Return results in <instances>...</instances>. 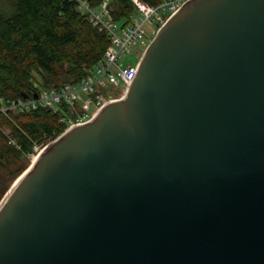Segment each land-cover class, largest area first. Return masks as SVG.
Listing matches in <instances>:
<instances>
[{
	"label": "water",
	"instance_id": "water-1",
	"mask_svg": "<svg viewBox=\"0 0 264 264\" xmlns=\"http://www.w3.org/2000/svg\"><path fill=\"white\" fill-rule=\"evenodd\" d=\"M0 264H264V0L172 14L4 194Z\"/></svg>",
	"mask_w": 264,
	"mask_h": 264
},
{
	"label": "trees",
	"instance_id": "trees-1",
	"mask_svg": "<svg viewBox=\"0 0 264 264\" xmlns=\"http://www.w3.org/2000/svg\"><path fill=\"white\" fill-rule=\"evenodd\" d=\"M93 6L103 0H89ZM111 19L126 24L135 9L129 0H109ZM156 5L160 0H144ZM0 8V109L32 97L38 88L77 82L98 62L109 44L72 0H10ZM79 112L66 107L0 110V200L26 168L34 146L63 133Z\"/></svg>",
	"mask_w": 264,
	"mask_h": 264
},
{
	"label": "built area",
	"instance_id": "built-area-1",
	"mask_svg": "<svg viewBox=\"0 0 264 264\" xmlns=\"http://www.w3.org/2000/svg\"><path fill=\"white\" fill-rule=\"evenodd\" d=\"M72 1L76 3L82 14L88 16L93 26L108 35L109 44L102 58L92 65L79 81H67L59 87L38 88V91L33 92L32 97L15 100L10 106L0 110L13 108L27 111L38 107L55 110L64 104L79 112L76 120L71 122L72 125L91 119L104 103L125 96L132 82L139 60L135 64H123L122 56L131 52L134 45H145L148 37L147 28L151 35L155 34L159 27L188 0H160L156 5H151L144 0H129L134 6L135 13L124 25L110 18L109 0H103L97 6H93L89 0ZM135 55L139 59L141 52L136 51ZM106 84L119 86L120 96L107 98L96 91V87ZM44 147L34 146V152L29 156L37 157Z\"/></svg>",
	"mask_w": 264,
	"mask_h": 264
},
{
	"label": "rangeland",
	"instance_id": "rangeland-1",
	"mask_svg": "<svg viewBox=\"0 0 264 264\" xmlns=\"http://www.w3.org/2000/svg\"><path fill=\"white\" fill-rule=\"evenodd\" d=\"M10 0H0V8H2V7H9L10 5ZM147 31H148V37L146 38V43H145V45L144 44H137V45H134V46H132V48H131V52H127V53H125L123 56H122V58H121V62L123 63V64H129V63H131V64H135V63H137V61L140 59H138V57L135 55V52L136 51H140L141 52V54H142V52L144 51V49L146 48V46H147V44L150 42V40L152 39V37H153V35H151L150 33H149V29L147 28ZM96 91L98 92V93H102L105 97H107V98H112V97H119L120 96V93H121V90H120V87L119 86H117V85H112V84H106L105 86H99V87H96ZM70 125H72V123L70 124ZM69 125V126H70ZM67 129V128H66ZM48 143H46V144H43V145H41V146H37V147H39V148H41V147H44L45 145H47ZM35 159V156H34V158L32 157V156H28V159H25V161H26V168H25V170L29 167V165L32 163V161ZM24 170V171H25ZM23 171V172H24ZM22 172V173H23ZM21 173V174H22ZM20 174V175H21ZM19 175V176H20ZM18 176V177H19ZM17 177V178H18ZM17 178H15L13 181L12 180H6V179H3V180H1V184H2V187H11L12 186V184L14 183V181L17 179ZM8 188V189H9ZM8 189H7V191H8ZM6 191V192H7ZM5 192V193H6ZM4 196V195H3ZM2 199V198H1Z\"/></svg>",
	"mask_w": 264,
	"mask_h": 264
},
{
	"label": "bare ground",
	"instance_id": "bare-ground-1",
	"mask_svg": "<svg viewBox=\"0 0 264 264\" xmlns=\"http://www.w3.org/2000/svg\"><path fill=\"white\" fill-rule=\"evenodd\" d=\"M36 158H37V157L35 156V159H36ZM35 159H34V160H35ZM34 160H33V161H34ZM15 183H16V182H15Z\"/></svg>",
	"mask_w": 264,
	"mask_h": 264
}]
</instances>
